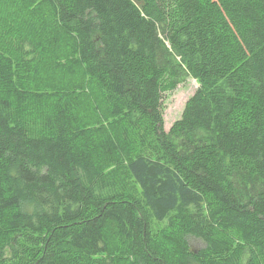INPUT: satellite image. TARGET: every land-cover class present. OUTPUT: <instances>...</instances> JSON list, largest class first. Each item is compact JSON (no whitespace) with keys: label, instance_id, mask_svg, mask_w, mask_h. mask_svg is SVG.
I'll use <instances>...</instances> for the list:
<instances>
[{"label":"trees","instance_id":"16d2710c","mask_svg":"<svg viewBox=\"0 0 264 264\" xmlns=\"http://www.w3.org/2000/svg\"><path fill=\"white\" fill-rule=\"evenodd\" d=\"M44 1L89 100L62 76L48 132L33 136L0 97V254L19 260L25 245L24 264H264V0ZM16 15L5 47L37 76L47 37ZM184 75L199 89L166 132L164 95ZM13 77L0 54V81ZM127 149L137 193L101 167ZM190 237L205 246L193 252Z\"/></svg>","mask_w":264,"mask_h":264},{"label":"rangeland","instance_id":"374dc122","mask_svg":"<svg viewBox=\"0 0 264 264\" xmlns=\"http://www.w3.org/2000/svg\"><path fill=\"white\" fill-rule=\"evenodd\" d=\"M20 2H24L27 12L16 15L17 10L13 9L12 0H0V54H3L4 58L11 62L14 71V77L10 83L5 84L0 81V97L7 98L13 103L15 121L23 124L33 136H41L48 132L45 126V119L48 117L47 110L50 102L59 96L60 91L66 92L64 89L66 85L62 89L57 90L62 76H64V79L69 80L68 87L71 85L74 91L80 94L84 103L89 100V96L85 92V86L89 82L87 81L88 78H85L80 72L72 76L68 74V70L73 68L71 67L73 64L67 53L59 45L61 35L59 32H54V26L57 27V24L51 18L45 1L21 0ZM11 14L17 16L18 24L26 25L32 31L47 37L48 53L50 55L45 58L40 74L37 76L24 74L13 51L5 47L6 41L10 38L6 34L5 27ZM198 89V80L190 75H184L174 90L165 92L163 114L166 132H170L173 125L181 119L187 102L195 95ZM100 117L103 118L100 119ZM100 117L98 118L100 123L102 122L109 129L111 126L108 123L111 119L103 115H100ZM82 126L88 127L87 122H83ZM93 126L100 127L101 124H93ZM135 156H137L135 151L127 149L117 159H105L101 166L104 174L110 177L125 193H137L139 191L127 169L128 159ZM23 210L33 212L35 206L31 204L25 205ZM157 228H161V226ZM0 236L5 235L0 234ZM189 244L193 252H198L205 246L201 239L193 237L189 238ZM23 247L27 248L25 245H17L21 257L16 261L10 259L12 250L9 247L6 248L4 254H0V264H24L28 255ZM15 252L18 253V251ZM112 253L121 254L123 256L122 260H125V257L127 258L126 253L120 251L118 247ZM4 259L6 260L3 261ZM122 260H120V263H124Z\"/></svg>","mask_w":264,"mask_h":264}]
</instances>
